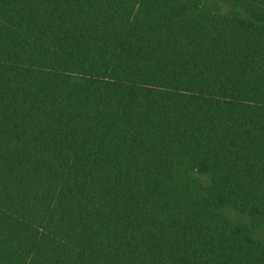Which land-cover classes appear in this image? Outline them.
<instances>
[{
  "label": "trees",
  "instance_id": "16d2710c",
  "mask_svg": "<svg viewBox=\"0 0 264 264\" xmlns=\"http://www.w3.org/2000/svg\"><path fill=\"white\" fill-rule=\"evenodd\" d=\"M0 264H264V0H0Z\"/></svg>",
  "mask_w": 264,
  "mask_h": 264
},
{
  "label": "rangeland",
  "instance_id": "374dc122",
  "mask_svg": "<svg viewBox=\"0 0 264 264\" xmlns=\"http://www.w3.org/2000/svg\"><path fill=\"white\" fill-rule=\"evenodd\" d=\"M227 214L230 216V217H232V218H238L239 216H238V214L234 211V210H228L227 211Z\"/></svg>",
  "mask_w": 264,
  "mask_h": 264
}]
</instances>
